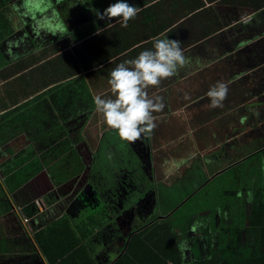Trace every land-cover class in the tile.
<instances>
[{
  "label": "crops",
  "instance_id": "crops-1",
  "mask_svg": "<svg viewBox=\"0 0 264 264\" xmlns=\"http://www.w3.org/2000/svg\"><path fill=\"white\" fill-rule=\"evenodd\" d=\"M125 2L140 12L127 27L111 20L110 33L108 25L99 28L94 47L78 31L51 35V41H58L53 49L30 39L19 47L14 32L0 40L4 61L24 57L20 52L27 58V66L10 78L0 66L1 91L18 89L12 87L14 78L32 91L41 77L45 82L65 73L71 82L61 89L64 98L55 97L53 110L19 108L23 100L15 96L10 100L17 112L7 118L8 110L0 105V141L16 136L9 150L14 153L16 146L19 155L34 153L38 145L29 141L25 148L28 139L18 135L24 122L31 131H43L42 141L49 137L41 145L69 138L79 156L63 166L60 177H51L44 168L22 183V211L9 198L14 194L6 193L11 205L5 212L13 219L0 228V244L7 250L0 253V264H263L264 0ZM3 4L0 11L6 10ZM64 22L68 30L74 21L70 16ZM22 24L33 32L30 19ZM39 36L43 40L45 34ZM165 37L181 42L189 63L148 89L150 98L161 97L164 104L153 113L157 126L150 137L122 141L102 123L94 97L113 98L109 73L144 51L140 44L151 50L154 38ZM35 57L40 58L37 66L42 65L36 74ZM56 59L57 73L51 75L53 66L45 63ZM219 81L228 84L227 98L222 107L211 108L206 93ZM82 102L92 117L80 111ZM31 110L32 122L25 123L23 111ZM55 121L63 128L46 136ZM108 134L124 147L118 149L116 163L128 170L123 175L118 169L116 178L110 175V189L109 182L93 177L104 162L110 160V169L115 164L117 148ZM102 145L110 147V154L100 152ZM45 149L47 159L50 150ZM6 163L0 160V173H7ZM137 173L142 177H130ZM197 221L204 227L193 233L190 227ZM181 241H187L186 249L179 247Z\"/></svg>",
  "mask_w": 264,
  "mask_h": 264
},
{
  "label": "trees",
  "instance_id": "trees-1",
  "mask_svg": "<svg viewBox=\"0 0 264 264\" xmlns=\"http://www.w3.org/2000/svg\"><path fill=\"white\" fill-rule=\"evenodd\" d=\"M3 2L4 7L6 10L0 11V40L4 39L10 32H14L17 35V41L19 47L24 45L28 42V40H33L34 43H47L49 45V48L53 49L55 47V43L58 41H51L50 36L47 33H44L45 36L42 40V36L36 35L35 38H32L33 35H31L33 32L28 33L26 30V24H22L25 22V18H21L18 14L14 13L12 11V5L13 4H19L21 0H0ZM115 3V0L114 2ZM112 3V4H113ZM110 5V0H61L59 4H55L54 6L59 12V16L61 19L66 20L68 17L71 16V21L73 22L70 28L68 29V33H73L74 31H78L81 33V38H84L87 40L86 45H90L94 47V43L96 42L97 37L100 34H97L99 28L104 27L105 29L107 27V23L110 24V21L105 19V20H98L95 11H103L105 8H107ZM9 9L11 15H6L5 11H8ZM77 19H75V16ZM7 16V18H6ZM9 16V17H8ZM8 18L10 20H8ZM75 19V20H74ZM29 20V19H27ZM251 20V17H250ZM19 23V24H18ZM77 27V30L74 28ZM108 31L110 33V25H108ZM96 32V35H93L89 38V35ZM35 35V34H34ZM90 43V44H88ZM89 46V47H90ZM91 47V48H92ZM1 48V44H0ZM130 47L125 48L122 50L123 52L128 51ZM140 50H145L146 46L144 44L139 45ZM26 50L22 49L21 51ZM20 52V51H19ZM23 54L24 57H15L13 60L9 62V60L5 59V61L0 58V63L1 67L6 71V74L9 78L14 76L20 69L25 68L27 66V58H26V53L25 52H20L18 54ZM40 61V58L35 57L33 60L34 70L35 74L36 72L41 68L42 65L37 66ZM124 60L121 61V63ZM38 63V64H36ZM58 59L56 60H51L48 63H45V66L47 68L51 67V75H54L57 73V66H58ZM111 67V66H110ZM33 71H30L29 73H25V75H30L33 73ZM12 72V75H11ZM69 76H66L65 73L61 74L58 79L51 78L45 79V82L42 81V77L35 80L38 82H35V89L36 90H30L25 88V85L21 86L20 82L17 78L12 79V87L14 88L16 85L18 89L9 91H1L0 90V105H2V109L5 108L8 111L6 112L8 117L10 115L15 116L17 112V107L11 106V97H17L18 101L23 100V102H20L19 108H30L35 107L34 109L39 108L40 112H45L49 107L50 110H53V106H50L54 101L55 97H65L66 94L61 90L62 88L65 87L67 83L66 78ZM9 86V84H8ZM63 94V96L61 94ZM3 96V97H2ZM75 96V95H74ZM73 96V97H74ZM2 97V98H1ZM63 97V98H64ZM74 100V99H73ZM83 102L81 103L80 111H84V106ZM25 113V123H31V117L33 116L34 111H30L28 114V111H23ZM91 112H88L85 110L83 112L84 116L86 114V117H92ZM28 114V115H27ZM53 114H58L57 112ZM2 115V114H1ZM6 117V115H3ZM1 119V116H0ZM102 121V120H101ZM87 122V121H83ZM22 124L19 126L20 129H23L18 135H22L23 139H28L25 140V144L28 146V142L31 141L33 144H30V146H35L38 145V147H34L33 151L34 153H26L24 156L19 155V153H16V148L15 146V151L14 153L9 150L8 146L11 145V143L14 141L16 136L12 138V140L7 141L9 142L7 144L6 140H1L0 141V160L2 159L3 161H6L8 163L5 164V168L7 173H0V228L6 227L9 222L13 219V216L10 214H6L5 208L7 206H10V201L7 200V194L13 195L9 196L11 199L18 204L20 211H22L25 206L21 203L22 199L20 198L21 194V188H22V183H25L28 178L32 176H38V173L41 172L44 168L47 169L49 172V175L51 177H60L62 175L63 171V166L65 167L68 163V161L72 162L76 157H79L78 154H76L73 149H72V142H70L69 138H64L60 139L58 141V137H56L57 143H51L50 145L43 146L41 144L45 143L48 141L49 137L43 138L46 141H42L43 137V131L42 130H32L31 128L24 125V122H21ZM88 123V122H87ZM94 123H97V121H94ZM104 123V121H102ZM66 124V123H64ZM63 128V123L62 122H52L50 126L46 129L48 132L46 133L47 135H50L51 133H55L53 130L54 129H60ZM42 135V137H41ZM1 139V137H0ZM24 148V149H25ZM45 148H49V152L46 154L45 159ZM16 153V154H15ZM6 155V158H2V155ZM35 155V159H32V155ZM26 156V157H25ZM48 156H50L48 158ZM31 158V159H30ZM33 161H37V163H34ZM44 162V163H41ZM69 162V163H70ZM1 172V168H0ZM44 175L46 176V172H43ZM48 175V176H49ZM5 187L6 190L3 188ZM4 211V212H3ZM38 244H42L41 240L37 238ZM0 253H3L2 251H7L5 250V247L2 244H0ZM264 264V263H263Z\"/></svg>",
  "mask_w": 264,
  "mask_h": 264
},
{
  "label": "clouds",
  "instance_id": "clouds-1",
  "mask_svg": "<svg viewBox=\"0 0 264 264\" xmlns=\"http://www.w3.org/2000/svg\"><path fill=\"white\" fill-rule=\"evenodd\" d=\"M60 2L55 0V4ZM140 10L125 0H117L102 12L96 10L95 15L98 20H118L121 27H127ZM12 11L21 18L30 19L37 35L43 32L62 36L68 32L53 0H21L12 5ZM180 45V41L167 37L154 38L151 50L141 51L136 58L118 64L109 73L107 83L113 98L97 95L93 102L107 128L113 130L120 140L135 143L142 137H150L156 128L153 113L162 111L164 104L161 97L150 98L148 89L159 86L162 80L176 75L179 68L189 63ZM227 94L228 84L217 82L206 93L210 107H222ZM247 195L251 202L253 194L249 192ZM199 227L204 224L197 221L191 225L190 231L195 233ZM187 246V241H181L179 245L181 249Z\"/></svg>",
  "mask_w": 264,
  "mask_h": 264
},
{
  "label": "rangeland",
  "instance_id": "rangeland-1",
  "mask_svg": "<svg viewBox=\"0 0 264 264\" xmlns=\"http://www.w3.org/2000/svg\"><path fill=\"white\" fill-rule=\"evenodd\" d=\"M244 20L245 21H248V20H250V17H244ZM89 120L90 119H88V121ZM108 135H112V134H108ZM104 138L106 139L107 136H104ZM112 140H113V142L115 144H112V143L111 144L112 145H115V147L117 148V150L114 153V158H113L114 159V162H115L114 166H112V169H110V160L107 161V162H104L103 164H101L97 168V170H94V176H93L95 178H99V179H102V180H105V181L109 182V187H108L109 189H110V175H112V177H115L116 178L117 177L116 175L118 173V171H117L118 169H120L119 172L122 173L123 175L125 174L126 171L128 172V170L123 169L122 166H120V165H118L116 163L117 162L116 160H119L118 159V156H119V154H118L119 153V150L118 149L124 150V147L121 148V147L118 146L117 142H118L119 139L116 138V136L112 135V138L110 137V142H112ZM100 152L102 154H104V155L105 154H110V147L109 146L102 145V147L100 149ZM153 174H155V173H152V175L150 177H153L154 176ZM130 177H132V178H140V177H142V175L140 173H137L135 175H130ZM106 184L104 185L105 187H106ZM109 205H110V202H109ZM123 209L124 210H128L129 207L128 208H123ZM109 212H110V208H109Z\"/></svg>",
  "mask_w": 264,
  "mask_h": 264
}]
</instances>
